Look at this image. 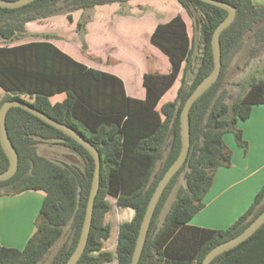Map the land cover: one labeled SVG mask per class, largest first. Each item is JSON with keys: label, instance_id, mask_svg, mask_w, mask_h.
Returning <instances> with one entry per match:
<instances>
[{"label": "trees", "instance_id": "1", "mask_svg": "<svg viewBox=\"0 0 264 264\" xmlns=\"http://www.w3.org/2000/svg\"><path fill=\"white\" fill-rule=\"evenodd\" d=\"M130 0H34L17 8L0 7V36L13 39L23 35L30 21L66 15L82 10L77 31L84 40L86 25L98 5ZM195 21L200 41L191 37L188 24L178 13L159 23L150 41L167 55V73H144L143 99L130 96L124 80L90 67L59 48L52 41H31L0 46V86L9 99H23L49 116L78 129L101 153V185L86 249L77 264H105L118 260L130 264L141 224L152 195L182 148L181 113L189 95L214 68L212 37L228 11L202 0H177ZM237 8L234 22L221 35L222 70L217 81L194 103L190 112L191 146L183 166L170 180L156 207L139 264H201L207 253L240 234L264 211V184L253 203L224 229L191 223L205 206L204 198L219 167L231 165L233 151L224 136L233 133L237 144L248 147L237 125L251 116L255 105L264 104V76L249 83L248 90L229 104L225 83L227 65L235 70L264 53V4L254 0H225ZM122 13V11H120ZM201 47L200 63L194 68L195 51ZM243 61L241 67L240 61ZM181 77L176 98L158 105ZM66 93L61 102L50 97ZM23 95L29 96L27 100ZM7 127L19 153L14 176L0 181V196L27 190L46 195L36 220V231L22 249L0 242V264H40L51 255L49 264H65L79 241L95 170V159L79 142L40 117L12 107ZM50 141L73 150L71 161L61 162L39 152L38 145ZM79 155L83 163L79 164ZM9 167L0 142V172ZM180 185L168 212L161 214L180 177ZM107 196L118 207L132 208L134 216L119 225L116 253L105 250L103 240L111 235L105 214L111 209ZM64 242L54 251L58 241ZM210 264H264V224L248 239L218 255Z\"/></svg>", "mask_w": 264, "mask_h": 264}, {"label": "crops", "instance_id": "2", "mask_svg": "<svg viewBox=\"0 0 264 264\" xmlns=\"http://www.w3.org/2000/svg\"><path fill=\"white\" fill-rule=\"evenodd\" d=\"M131 1L132 0H130L128 3L131 4L132 3ZM143 1L147 2L145 6L152 8L154 11H159L161 12V14L162 13L164 14V11L153 3L154 0H143ZM160 1L162 4H167L170 2L177 4L179 6L178 7L179 12L177 11L174 15L171 16V18L167 20H160L152 30L150 37L159 23L168 22L178 13L182 14V16L184 17L181 9L183 7L176 0H160ZM254 2L256 4H264V0H254ZM120 10H121V5L117 2L111 4L98 5L94 8L93 18L86 25L87 31L85 34V40L87 42V47L89 51H91L92 45L89 41H87V38L90 34L92 24L97 23L100 25L98 29H100L101 37H104L103 35H107L105 29L108 28V26L112 25V23L118 21L124 22L123 20L130 17L131 14H132L131 16H133L134 13L133 9H130L129 12H125V14H121ZM72 14L75 21L73 22L75 24L74 27L76 28L77 21L80 19L82 15V10H80L79 16L75 15L76 11L73 12ZM57 16L60 15L52 16L43 20H48V22L49 20L55 21V18ZM65 18L68 19L66 15ZM184 19L186 20L185 17ZM39 22H42V20H35L28 22L26 24L27 31L21 36H18L13 39H5L2 36H0V40L16 41L17 39L20 40L23 38L25 39L28 36L38 35L39 33L43 32L42 28L46 26L45 24L48 25L52 23V22L46 23L44 21L45 23L40 24ZM46 32H45V38H37L34 40H21L24 42H18L7 45L13 46L31 41H44V40L52 41L59 48L72 55L78 61H81L90 67L101 69L103 71L114 73L120 76L124 80L126 91L130 96L140 99L145 98L146 88L144 85H143V92L141 94L140 93L137 94L136 92H131L129 87V82L125 75L114 69L99 67L97 65H93L87 62L85 59L81 57V54H75V52H73L66 45L65 42H60L62 41V37L60 36L59 38L54 37L52 36L53 32L50 33L49 32L46 33ZM2 45L3 44H1L0 46ZM116 49L117 47L115 46L114 41H100L99 44L100 53L105 55L107 61H109L110 58H112L113 60H119L120 56L116 53ZM160 52L162 51L160 50ZM162 54H163L162 56L165 59L167 58V60L169 61L167 55L163 52ZM96 58L102 61L103 56L97 55ZM170 69H171V63L169 61L166 70L162 71L161 73H167L170 71ZM143 76L144 73L142 75V84H143ZM177 83L178 80L176 81L174 86L163 96V98L161 99L158 105V108H160L164 103L168 101H172L176 98L178 92ZM172 90L175 91L171 93ZM1 94H2L1 97L3 98L6 95V91L0 86V95ZM23 96H27V95H23ZM65 97H66V93H58L51 96L50 100L52 103H56L63 101ZM237 125L243 130L244 137L248 141V147L246 149L240 147L235 141V139H233L234 137L231 136L232 133L225 134L224 136L225 142L233 151L231 165L228 167L225 166L219 167L216 170L212 186L209 189L208 194L205 196L206 198H208L209 195V198L207 200L205 198L206 205L201 211H199V213H197L194 216V218L191 221V223L194 225L217 228V229L227 228L249 208V206L253 203L256 194L259 192V190L264 184V104L255 105L253 107L251 116L246 120L238 121ZM45 195L46 193L43 190H27L22 193H18L14 195L0 196L1 244L9 247H16L19 249L25 247L30 237L36 231V220L39 215V211L42 206ZM119 208L122 211H124L123 213L126 214L129 218L131 216L132 217L134 216V210L132 208H122V207ZM207 211L208 213H206ZM117 240H118V235L116 237V250H117ZM103 244L105 250L112 251L111 247H109L110 243L109 245L106 243ZM116 250L115 252L114 251L112 252L116 253ZM105 264H118V260L115 258L114 260L107 262Z\"/></svg>", "mask_w": 264, "mask_h": 264}, {"label": "rangeland", "instance_id": "3", "mask_svg": "<svg viewBox=\"0 0 264 264\" xmlns=\"http://www.w3.org/2000/svg\"><path fill=\"white\" fill-rule=\"evenodd\" d=\"M131 2H132L131 4L127 3L121 6L120 11H122L121 14H125V12H129L130 9H133L134 17L131 16L132 15L131 14L130 17L123 20L124 22L118 21L112 23V25L108 26V28L106 29L104 28L105 31L107 32V35H103L104 37H101L100 29H98L100 26L99 24L94 23L91 25V31L87 38V41H89L92 45L91 51H89L87 47V42L85 40V37L83 40L79 32L77 31V28L74 27L75 26V24L73 23L75 22L74 18L73 21H71L69 19H66L65 15L57 16L55 18V21L49 20V22L52 23L48 25L45 24L46 26L42 28L43 29L42 30L43 32H41L42 34L39 33L38 35L28 36L25 39L24 38L20 40L17 39L16 41L0 40V45L24 42L21 40H34L37 38H45L46 31L49 33L53 32L52 36L58 38L59 36L62 37V41L60 42H65L66 45L73 52H75V54H81V57L85 59L87 62L93 65H97L99 67L114 69L125 75L129 82L130 91L136 92L137 94L138 93L141 94L143 92V84H142L143 73L148 71H159V72L165 71L169 63L167 58L165 59L162 56L163 54L162 52H160V49L152 45L150 41L151 38L150 34L154 29L155 25L160 20H167L171 18V16L174 15L179 10L178 8L179 6L173 2L162 4L160 0H154L153 3L164 11V14L162 13L163 14L162 15L161 12L154 11L152 8L145 6L147 2L143 0H132ZM181 9L184 17L187 20L190 36L191 37L195 36L196 42L200 41V31L199 29L195 30V25H194L195 21L189 16V14L184 8ZM93 14H94V10L92 12V18H93ZM75 15L79 16L80 10H77ZM44 21L46 23H49L48 20H42V22L39 23L40 24L45 23ZM100 41H114L115 46L117 47L116 53L120 56L119 60H113L112 58H110L109 61H107L105 55L100 53L99 50ZM201 52H202L201 47H199L195 51L196 54L194 56V64H193L194 68L193 70H190L188 72L189 83L194 78L195 71L198 67V63H200ZM97 55L103 56L102 61L96 58ZM243 61L244 60H241L239 62L241 67L244 65ZM182 74L183 73L181 72L178 79V83H177L178 88L181 85ZM263 76H264V53L254 57L251 60L250 64L244 65V67L241 70L240 69L235 70L234 63L233 62L229 63L226 69L224 86L226 87L228 93H230L231 96L228 99H226V101L229 104H232V102L235 99L242 96L248 90L249 83L251 81L261 79ZM174 91L175 90H172L171 93H173ZM1 96L2 94L0 95L1 98L0 100H2ZM23 97L27 100H31V98L28 96H23ZM231 136L234 137L233 139H235L233 133ZM38 149L41 154L61 162L71 161L72 160L71 158L74 155L73 150L56 143H51L50 141L40 142L38 145ZM75 157L79 164L83 163L82 158L79 155L75 154ZM185 184L186 181L184 176L182 175L180 177L178 185L173 190L166 206L163 209L160 218V224H162L165 214L168 212L172 201L175 199L178 187L180 185H185ZM205 198H204V202L209 198V195L208 198H206V200ZM107 199L111 203V209L105 214L104 221L105 223L110 224L111 235L108 239L103 240V243H106L108 245L110 243L109 247H111L112 251L115 252L116 237L118 235L119 225L124 221L131 220L133 217L131 216L129 218L126 214L123 213L124 211H122L117 206L114 197L107 196ZM206 213H208V211ZM65 238L66 236H63L58 241V243L53 248L54 251H56L58 247L64 242ZM50 259H51V255L49 256V258H47L40 264H49Z\"/></svg>", "mask_w": 264, "mask_h": 264}, {"label": "water", "instance_id": "4", "mask_svg": "<svg viewBox=\"0 0 264 264\" xmlns=\"http://www.w3.org/2000/svg\"><path fill=\"white\" fill-rule=\"evenodd\" d=\"M34 0H0V7L4 8H17L31 3ZM213 5L222 7L228 11L226 18L219 23L216 27L212 37V51L214 56V68L209 75H207L195 88V90L187 98L181 113V128H182V148L180 154L172 165L168 168L162 179L159 181L152 198L148 204L145 212L139 236L137 239L136 247L132 256L130 264H139L141 255L144 249V245L148 236L149 228L156 210V207L160 201L161 196L164 193L170 180L179 171V169L185 163L189 154L191 146V123H190V112L194 103L201 97L219 78L222 70V46H221V35L223 31L229 27L237 16V8L225 0H202ZM12 107H21L32 114L40 117L44 121L53 125L54 127L62 130L70 137L75 139L81 145H83L94 157L96 165L94 170V176L92 180L91 190L87 202L85 219L81 231V235L77 246L67 262L65 264H77L81 259L88 240L90 231L92 228L94 208L96 197L98 195L101 185V170H102V158L98 148L93 145L78 129L63 123L45 112L37 109L28 101L23 99H9L3 102L0 107V142L4 152L9 158V167L0 172V181L7 180L15 175L19 168V153L11 140L7 127V115ZM264 224V211L257 216L240 234L237 236L222 242L212 248L201 264H210L218 255L221 253L236 247L246 239H248L256 230H258Z\"/></svg>", "mask_w": 264, "mask_h": 264}]
</instances>
